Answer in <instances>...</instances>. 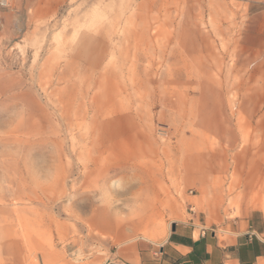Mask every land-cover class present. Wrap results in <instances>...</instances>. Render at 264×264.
<instances>
[{
	"label": "rangeland",
	"instance_id": "rangeland-1",
	"mask_svg": "<svg viewBox=\"0 0 264 264\" xmlns=\"http://www.w3.org/2000/svg\"><path fill=\"white\" fill-rule=\"evenodd\" d=\"M5 1L0 264H107L172 223L264 220V82L251 95L241 49L264 0Z\"/></svg>",
	"mask_w": 264,
	"mask_h": 264
},
{
	"label": "crops",
	"instance_id": "crops-1",
	"mask_svg": "<svg viewBox=\"0 0 264 264\" xmlns=\"http://www.w3.org/2000/svg\"><path fill=\"white\" fill-rule=\"evenodd\" d=\"M62 1H38L32 6L31 15H51ZM6 14L0 13L2 20ZM247 19L241 49L251 59L256 58L249 76V83L258 85L251 90V95H256L264 82V9ZM209 228L205 222L172 223L161 242L139 241L128 253L108 264H264V220L257 211L224 222L219 230Z\"/></svg>",
	"mask_w": 264,
	"mask_h": 264
},
{
	"label": "built area",
	"instance_id": "built-area-1",
	"mask_svg": "<svg viewBox=\"0 0 264 264\" xmlns=\"http://www.w3.org/2000/svg\"><path fill=\"white\" fill-rule=\"evenodd\" d=\"M6 7V1L5 0H1L0 1V8H5Z\"/></svg>",
	"mask_w": 264,
	"mask_h": 264
},
{
	"label": "bare ground",
	"instance_id": "bare-ground-1",
	"mask_svg": "<svg viewBox=\"0 0 264 264\" xmlns=\"http://www.w3.org/2000/svg\"><path fill=\"white\" fill-rule=\"evenodd\" d=\"M108 261V260H107ZM108 264V263H107Z\"/></svg>",
	"mask_w": 264,
	"mask_h": 264
}]
</instances>
